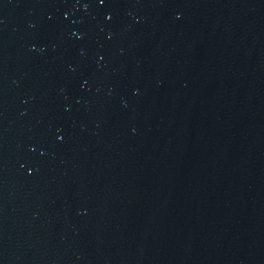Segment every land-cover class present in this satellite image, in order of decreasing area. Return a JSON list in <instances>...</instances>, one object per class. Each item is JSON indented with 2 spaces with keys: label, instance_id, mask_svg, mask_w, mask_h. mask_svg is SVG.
I'll return each instance as SVG.
<instances>
[{
  "label": "water",
  "instance_id": "1",
  "mask_svg": "<svg viewBox=\"0 0 264 264\" xmlns=\"http://www.w3.org/2000/svg\"><path fill=\"white\" fill-rule=\"evenodd\" d=\"M0 264H264V0H0Z\"/></svg>",
  "mask_w": 264,
  "mask_h": 264
}]
</instances>
